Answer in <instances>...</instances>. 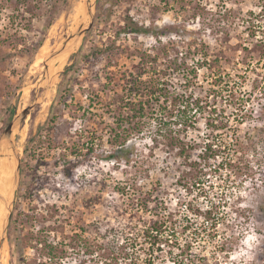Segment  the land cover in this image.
<instances>
[{
    "label": "rangeland",
    "instance_id": "374dc122",
    "mask_svg": "<svg viewBox=\"0 0 264 264\" xmlns=\"http://www.w3.org/2000/svg\"><path fill=\"white\" fill-rule=\"evenodd\" d=\"M262 9L264 0H97L92 27L70 43L65 58L57 61L56 56L46 73L48 55L90 20L86 0H0V137L17 112L38 101L16 124L12 142L0 145V158H8L16 175L6 196L0 194V233L8 207L18 199L13 204L19 217L13 236L21 245L16 249L8 234L0 264H126L111 257L117 237L112 228L131 220L116 211L124 206L115 191L120 182L145 189L155 185V195L179 218L178 246L164 244L153 264H264V56L258 44L264 34L249 38L243 20ZM45 42L52 50L35 65ZM205 49L207 64L198 65L197 79L183 88L181 57L195 65ZM145 54L157 57L153 66L169 71V79L203 107L194 109V126L181 131L183 140L196 141L191 151L196 174L201 169L205 173L204 182L190 189L181 186L178 177L193 170L177 156V148L168 147L154 132L131 137L129 144L136 145L131 163L108 160L114 149L106 139L89 152L86 147L72 153L49 145L51 137L71 144L84 127L101 130L98 115L85 111L90 97L98 93L108 101L121 95L122 72L135 71ZM218 70L232 73L229 86L214 82ZM108 76L116 81L113 86ZM62 93L69 106L62 110L53 136L35 146L39 127ZM209 135L217 137L208 140ZM152 136L158 141H151ZM207 141L215 143L217 154H205ZM63 154L69 160L68 176L59 163ZM19 157L22 168L16 174ZM226 159L233 166H223ZM212 207L215 228H203ZM140 214L146 219L152 215ZM188 220L196 234L182 229ZM37 233L56 243L61 254L50 259L35 240Z\"/></svg>",
    "mask_w": 264,
    "mask_h": 264
},
{
    "label": "trees",
    "instance_id": "16d2710c",
    "mask_svg": "<svg viewBox=\"0 0 264 264\" xmlns=\"http://www.w3.org/2000/svg\"><path fill=\"white\" fill-rule=\"evenodd\" d=\"M255 15L256 13L251 11L248 18L243 17L244 22L250 28L249 38H256L257 32H263L264 34V9H262L261 13L257 14L258 16L256 15V18L254 17ZM54 17L52 15V20H54ZM258 44L261 45L263 57L264 40H260ZM196 49L200 50L199 46ZM244 49L249 50V47H244ZM200 54L201 59L196 58L195 65L188 63L187 57H181V64L178 66V70L183 71V74L186 76L185 82L181 83L183 88L189 87L197 79V66L201 67L207 64L208 51L205 49ZM193 58L195 59V57ZM155 62H157V57L145 54L144 57L142 56L140 62L134 65L135 71H123L121 77L118 79L121 82V95L115 92L116 94L108 101L102 99L98 93L94 97L91 96L89 108L85 109V111L98 115L99 120L95 119V121L101 123L102 129L84 127L83 130L77 131L71 144L64 140L62 143H56L55 139L51 137L53 136L51 132H54L58 119L63 116L62 110H66V107L69 106L68 100H65L66 95L63 93L59 95L51 105L50 117L46 124L39 127L40 132L34 138V145H42L44 139L50 136L51 142L49 141V145L51 146L59 147L61 145L65 149H70L72 153L80 152L82 148L86 147L87 152H89L93 151L95 145L99 144L98 141L101 142L106 139L114 149L113 153L106 155L108 160L115 158L119 162L131 163L133 161L131 153L136 148V145L129 144L131 137L143 132L147 134L154 132V135L158 138L160 136L167 141L168 147L177 148V156L188 164L189 170H193L184 171L185 173L180 174L178 177L179 184L186 189H190V186H196V184L204 182L205 173L201 169L196 174V159H193V153H191L193 149H196V141L191 143L181 138V131L187 132L196 123L195 115L198 110L196 109L194 113V109L198 107V109L203 111L202 105L200 106L201 102L192 93H187L186 91H182L180 87H177L178 85H175L169 79L168 75L171 74L169 71L155 68L153 66ZM238 62L245 64V62L239 60ZM247 64L249 65L250 63L247 62ZM167 66L168 68L172 67L171 64ZM69 68L70 66L66 68L65 72ZM108 78L109 82H112L111 86H113L116 81L111 76H108ZM231 79H233L232 73H222L218 70L214 82H221L222 84L224 83L223 85L227 84L229 86L232 81ZM94 107L97 110L95 112L92 110ZM106 115L110 117V121L106 120ZM174 125L180 126L175 129ZM180 127L183 129H180ZM105 136L107 137L105 138ZM210 136H208V140H215L217 137L216 135ZM158 138L156 139V137L152 136L151 141H158ZM214 144L211 141H207L204 147L205 154L208 157L211 154H217ZM38 150L40 151V149ZM59 160V163L62 162L65 167V174L67 176L70 175V167L69 165L67 166L68 158L63 154L59 157ZM221 164L223 166H233L227 159L226 161H222ZM156 188L153 185L152 188L145 189L138 186L137 183L130 184L129 182H120L115 185V191L123 197L124 202V206L122 208L117 206L116 211L122 213V215L129 214L128 219L131 220L122 227L114 226L112 228V231L117 235L114 240L116 245L111 255L113 260L118 262L120 259H123L126 264H153L155 258L160 257V253L157 252L162 251L165 245L175 246L174 244H177L178 246L179 218L166 207L164 199H161L159 195H155ZM17 201L18 199L15 203ZM151 203L156 204L151 206ZM214 209L215 207H212V209L206 211L204 221L202 222L203 228H215ZM147 212L152 214L147 219L140 214ZM18 218V214L13 211L9 225V238L12 245L20 250V239L17 235L13 236ZM35 221L36 216L34 215ZM182 229H192L195 231L194 234H196V226L190 220L183 225ZM82 230H85V228H82ZM118 236L123 240L119 241ZM35 240L42 244L50 259L59 256L62 252L59 251L58 245L49 241L43 233H37ZM261 258L264 259V251Z\"/></svg>",
    "mask_w": 264,
    "mask_h": 264
},
{
    "label": "water",
    "instance_id": "95a60500",
    "mask_svg": "<svg viewBox=\"0 0 264 264\" xmlns=\"http://www.w3.org/2000/svg\"><path fill=\"white\" fill-rule=\"evenodd\" d=\"M97 0H86L87 9L89 13L90 20L88 22L82 23L77 30L70 36L66 37V40L62 43L60 47L53 50L48 57L45 59V66H46V73L50 70L49 63L50 61L58 54L67 51L70 47V43L74 44L77 43L78 40L81 38V36L92 27L93 20L95 17V4ZM67 41V42H66ZM69 41V42H68ZM68 44V46H67ZM38 103L37 99H35L34 103L32 105L28 106L27 108L23 109L20 112H17L11 122L9 123L8 127L5 129L4 133L0 137V145L4 140H8L12 142V136L14 133V128L18 122H22L27 115L31 112L32 108ZM21 170V161L20 157L18 158V164L16 169V174H18ZM1 194V193H0ZM3 195V194H1ZM13 204H15V200L10 204L8 207V212L6 213L5 219H4V225L2 227V231L0 233V249L2 248L6 238L9 234V225H10V219L13 212Z\"/></svg>",
    "mask_w": 264,
    "mask_h": 264
},
{
    "label": "bare ground",
    "instance_id": "6f19581e",
    "mask_svg": "<svg viewBox=\"0 0 264 264\" xmlns=\"http://www.w3.org/2000/svg\"><path fill=\"white\" fill-rule=\"evenodd\" d=\"M86 6V5H85ZM78 15V14H77ZM80 15V14H79ZM79 17V16H77ZM49 41V40H48ZM47 41V42H48ZM47 42H45L43 44V46L41 47L38 55H37V60L35 63L36 64H41L44 62V59L47 57L48 53L52 50V46L50 45V43L48 44ZM67 42V41H66ZM69 42V41H68ZM61 46V45H60ZM68 46V44H67ZM74 46V45H72ZM54 47V46H53ZM70 50V48H69ZM65 55H67V51H64L58 55H56L55 57L58 60H61L63 58H65ZM69 55V54H68ZM54 57V58H55ZM54 58L50 61L49 63V67L52 68L53 64H54ZM55 58V59H56ZM67 58V57H66ZM56 65V64H55ZM37 67V66H36ZM27 103V102H26ZM46 104V103H45ZM47 113V112H46ZM4 143V142H3ZM7 146V145H6ZM10 148V147H9ZM8 149V148H7ZM6 149V150H7ZM11 153V152H10ZM9 156V155H8ZM16 172V171H15ZM13 165L8 161V158H0V193L4 195V197L6 196V193L11 189L12 185V177H13ZM15 175V173H14ZM16 176V175H15ZM14 178V177H13ZM15 184V183H14ZM5 193V194H4ZM3 199V198H2ZM1 199V200H2ZM8 204V203H7ZM4 246V245H3ZM4 248V247H3ZM5 264V263H4Z\"/></svg>",
    "mask_w": 264,
    "mask_h": 264
}]
</instances>
